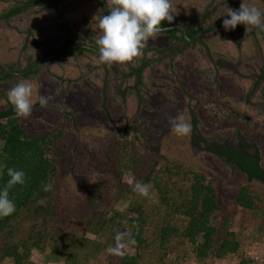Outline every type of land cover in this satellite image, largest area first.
Here are the masks:
<instances>
[{"label":"rangeland","instance_id":"obj_1","mask_svg":"<svg viewBox=\"0 0 264 264\" xmlns=\"http://www.w3.org/2000/svg\"><path fill=\"white\" fill-rule=\"evenodd\" d=\"M59 1L47 8L24 5L27 0H0V113L12 106L7 97L10 88L20 81L32 82L33 111L21 122L30 133H50L49 155L57 166L52 183L73 231L81 234L88 220L97 223L133 202L151 212L153 205L165 202L153 184L155 177L162 178L168 195L178 202L195 180L193 173L213 181L224 204L246 183L264 193L260 179L249 182L236 162L214 150L245 147L259 153L264 166V37L260 31L249 38L255 28L247 33L246 28L225 31L220 26L187 45L162 32L147 42L134 61L107 66L99 62L96 44L97 21L108 14L105 0ZM170 2L172 24L190 22L198 29L213 19L227 18L223 15L229 7L238 10L243 0ZM245 2L264 11V0ZM68 33L83 47L29 69L50 48L64 46ZM41 96L49 98L46 106L39 104ZM177 116L191 124L189 135L172 131L170 121ZM137 182L149 185L148 196L134 191ZM232 209V229L241 232V251L209 258L207 264H238L242 258L264 264V220L238 206ZM122 232L127 234L121 241L122 254L107 251L102 255L104 264H117L121 255L133 252L124 243L130 233ZM178 241L174 239L173 245ZM186 249L189 255L177 264H204L186 244L171 250L162 263H175ZM31 259L37 264H63L47 261L37 249ZM0 264L11 262L6 259Z\"/></svg>","mask_w":264,"mask_h":264},{"label":"trees","instance_id":"obj_2","mask_svg":"<svg viewBox=\"0 0 264 264\" xmlns=\"http://www.w3.org/2000/svg\"><path fill=\"white\" fill-rule=\"evenodd\" d=\"M166 25L170 24L165 21ZM200 30L192 29L189 36L194 37ZM169 34L186 41L180 30H170ZM74 44L68 33V46L48 55L74 52L79 49ZM50 143V133L33 134L25 129L21 119L15 116L13 106L0 113V186L9 179L8 168L26 173L25 183L10 189L15 213L0 218V262L7 259L11 264H37L31 259L32 251L37 249L47 261L54 263L104 264L102 255L116 245V234L125 229L130 236L124 243L133 252L121 255L117 264H163L171 250L179 249L181 244L192 248L199 262L207 264L209 258L220 259L241 251V232L232 229L235 223L232 207L238 206L244 213L252 212L255 218L264 220V193L259 194L251 184L242 185L234 199L224 204L213 181H208L202 173H193L195 180L187 195L181 196V202L168 195L162 178L155 177L153 184L165 196V202L153 205L151 212L139 202L131 203L123 211L114 209L97 223L88 220L86 229L79 234L66 223L68 219L63 217L57 186L52 183L57 166L49 155ZM214 150L236 162L247 173L249 182L260 179L264 184L263 158L259 153H250L245 147L231 150L219 146ZM47 183H52V191L43 190ZM163 204L167 206L163 208ZM174 239L179 240L177 245H173ZM130 240H135V244L128 243ZM188 252L186 249L182 255L178 254L175 263L170 264H177ZM252 262L251 258H242L238 264Z\"/></svg>","mask_w":264,"mask_h":264},{"label":"clouds","instance_id":"obj_3","mask_svg":"<svg viewBox=\"0 0 264 264\" xmlns=\"http://www.w3.org/2000/svg\"><path fill=\"white\" fill-rule=\"evenodd\" d=\"M108 14L97 21L99 37L96 40L97 54L101 64L123 65L134 61L142 55V49L147 42L159 33L168 31L164 22L171 24L174 20L170 0H105ZM97 17V16H96ZM93 18V21L96 20ZM225 31H233L238 25H244L247 33L250 27L264 31V11L256 6H250L243 0L238 10L229 7L223 15ZM34 85L30 81H20L7 93L8 101L13 106L15 116L27 119L33 111ZM48 97L41 96L39 104L46 106ZM172 131L177 136H187L192 131L190 123L183 117H173L170 121ZM7 183L0 186V218L11 216L16 211L15 204L10 199V189L15 185L25 183L26 173L16 168H8ZM45 192L53 190L52 183L43 186ZM134 191L141 196L149 195V185L137 182ZM126 233L118 232L115 236L116 246L109 247L108 252L120 255L123 244L121 241ZM135 244V240L128 241Z\"/></svg>","mask_w":264,"mask_h":264},{"label":"flooded vegetation","instance_id":"obj_4","mask_svg":"<svg viewBox=\"0 0 264 264\" xmlns=\"http://www.w3.org/2000/svg\"><path fill=\"white\" fill-rule=\"evenodd\" d=\"M60 3H62L63 2V0H60L59 1ZM58 3V2H57ZM40 5L41 7H47L46 5H52V6H54L56 3L53 1V0H50V1H48V2H44V0H27V2L24 4V5ZM48 6V7H49ZM47 7V8H48ZM17 9V8H16ZM14 10H15V8H14ZM222 19H225V18H222ZM215 20H218V19H213L212 21H210V22H213V21H215ZM209 22V23H210ZM208 24V23H207ZM170 25H173L172 23L170 24ZM166 26H168V25H166ZM182 26L187 30V33L188 34H191L192 33V29H194V28H196L197 29V27H195V25L194 24H192L191 25V23L190 22H188V23H184V24H182ZM205 26V25H204ZM203 26V27H204ZM220 26H222V25H220ZM220 26H215V27H213V28H211L210 30H209V32H211V31H213V30H215L216 28H218V27H220ZM203 27H199V28H203ZM198 28V29H199ZM237 28H243V29H245L246 27L245 26H237ZM256 30V31H255ZM254 30V32L252 33H250V35H249V38L251 37L252 38V36H255V34L256 33H258L259 31L257 30V29H255ZM181 31V30H180ZM182 32V31H181ZM208 32V33H209ZM167 33H169V32H167ZM183 33V32H182ZM260 34H262V37H264V34L260 31L259 32ZM184 36V35H183ZM196 36V35H195ZM194 36V37H195ZM177 39V38H176ZM181 41V40H180ZM66 42H67V39H66ZM184 45H187L190 41H181ZM75 45V44H74ZM68 45H64V46H62V47H59V48H50L49 50H47L45 53H44V55L42 56V57H40V59H38L37 61H35L34 63H32L29 67V69L30 70H34V68L37 66V65H39L40 63H43V62H45V59H48L49 57H52V56H61L62 54H67V53H69L70 51H64V52H60V53H57V54H50V55H48L50 52H54V50H56V51H62L61 49H65L66 47H67ZM86 46V45H85ZM88 49H93L92 47H89V46H86ZM37 64V65H36ZM230 64V68H235L234 66V64L233 63H229ZM237 68V67H236ZM5 73H8V74H10V75H12V74H22V72L20 73V72H5ZM4 74V73H3ZM7 74V75H8ZM0 77H1V75H0ZM242 148H244V147H242ZM241 148V149H242Z\"/></svg>","mask_w":264,"mask_h":264},{"label":"water","instance_id":"obj_5","mask_svg":"<svg viewBox=\"0 0 264 264\" xmlns=\"http://www.w3.org/2000/svg\"><path fill=\"white\" fill-rule=\"evenodd\" d=\"M223 20L224 19H218V20H215L213 22L206 24L195 37H190L189 34L187 33V30L182 25L173 24V25H168V26H164V27L168 29V31H165V32H169L170 30H181L187 41L195 42V41H199V40L203 39L211 28H213L215 26H220V25L223 26ZM238 26H244V25L241 24ZM261 32L264 34V31H261ZM74 47L80 48V47H83V45H81V44L74 45Z\"/></svg>","mask_w":264,"mask_h":264}]
</instances>
